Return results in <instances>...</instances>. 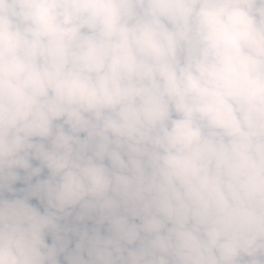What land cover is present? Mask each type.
<instances>
[{
	"label": "clouds",
	"instance_id": "9594fccd",
	"mask_svg": "<svg viewBox=\"0 0 264 264\" xmlns=\"http://www.w3.org/2000/svg\"><path fill=\"white\" fill-rule=\"evenodd\" d=\"M0 264H264V0H0Z\"/></svg>",
	"mask_w": 264,
	"mask_h": 264
}]
</instances>
